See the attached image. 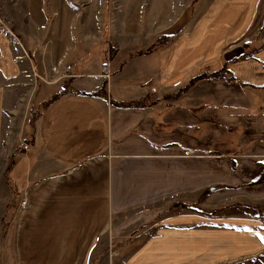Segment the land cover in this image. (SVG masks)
<instances>
[{
	"label": "crops",
	"instance_id": "crops-1",
	"mask_svg": "<svg viewBox=\"0 0 264 264\" xmlns=\"http://www.w3.org/2000/svg\"><path fill=\"white\" fill-rule=\"evenodd\" d=\"M245 43L264 0H0L12 264H264V49Z\"/></svg>",
	"mask_w": 264,
	"mask_h": 264
},
{
	"label": "rangeland",
	"instance_id": "rangeland-1",
	"mask_svg": "<svg viewBox=\"0 0 264 264\" xmlns=\"http://www.w3.org/2000/svg\"><path fill=\"white\" fill-rule=\"evenodd\" d=\"M254 47H256V46H252V48H254ZM244 48L247 50L249 49L246 47H244ZM249 52H251L250 49H249ZM70 78L71 77L61 78V79H59L53 83H50V84H48L44 81H42L41 83L44 84L46 87L50 86L51 96H52L55 92H58L61 90L63 91L66 88L67 89L71 88L67 85H66L67 87L63 86V83H67ZM38 90H39V92H41L42 88L38 89ZM39 92H38V94H39ZM40 100H41V98H40ZM44 105H45V101L39 102V95H38L36 97V100L33 101V104H31V107H30L31 115H29V116L32 118V120H34V118L38 115V113L41 111V109H43ZM28 130H29V132H31V128H29ZM24 143H26V142H24ZM23 145L24 144L22 143V146ZM6 158L7 157H5L4 155L2 156V154L0 153V166L2 169L4 168L2 166L5 164ZM7 166L5 168L6 171L4 173V176H5V178H11L10 177L11 167H9L10 163ZM0 189H2V193H0V195L3 194L6 196H10L12 186H6L4 184L3 186H0ZM13 190L15 193V189H13ZM15 198H17V196H15ZM20 198L14 199V200H11V199L7 200L6 197L5 198H3V196L0 197V264H12V261H11V258H12V252H11V244H12V240H11V236H12L11 235V219H12V211H13L12 209H13V207L18 206L17 200L19 203ZM119 251H120V255H118L117 250H115V255H112V252L109 249L97 250V251H95V254L93 255V259H92L93 263L92 264H119L118 261H120V259L122 258L121 250H119Z\"/></svg>",
	"mask_w": 264,
	"mask_h": 264
},
{
	"label": "trees",
	"instance_id": "trees-1",
	"mask_svg": "<svg viewBox=\"0 0 264 264\" xmlns=\"http://www.w3.org/2000/svg\"><path fill=\"white\" fill-rule=\"evenodd\" d=\"M171 37H172V35H169V34H163V35H161V36H160V37H159V38H158V39H157V40L151 45V47H150L148 50H146L145 52L150 51L151 49H157V48L163 47L164 45H166V44L170 41ZM243 46L246 47V48H249L250 51H251V54H252V53H255L256 51H259V50H261V49H264V43H263L262 45L258 46V47H254V48H252V46H251L250 44H247V43H245ZM140 53H141V52H140ZM245 56H246V55H245ZM226 72L230 73L229 70L227 69L226 65L223 66L220 70H217V71H215V72H210V71H208V70H202V72H201L199 75L193 77V78L190 80L189 84L186 85V86L181 90V92L186 91L187 89H189L190 87H192L193 85H195V84H196L199 80H201V79H205V78H213V77L225 78L223 74L226 73ZM226 78L229 79V80H234V79H235V76H234L233 74L230 73V76H228V77H226ZM66 91H68L67 88H66L64 91H61L60 93H57V94L55 95V97L59 96L61 93H64V92H66ZM12 164H13V161H11V164H10L9 167H12ZM263 181H264V172H263V174L261 175L260 179L257 180V183H260V182H263ZM191 208H192V207H191ZM260 218L264 221V213H261V214H260Z\"/></svg>",
	"mask_w": 264,
	"mask_h": 264
},
{
	"label": "built area",
	"instance_id": "built-area-1",
	"mask_svg": "<svg viewBox=\"0 0 264 264\" xmlns=\"http://www.w3.org/2000/svg\"><path fill=\"white\" fill-rule=\"evenodd\" d=\"M51 71L53 73H56V78H58V79L73 77V76L77 75V73L75 72L76 68L72 64H65L63 66L54 65V66L51 67ZM104 72H105V75L107 77H109L107 68H104ZM23 148L24 149H28V145L24 144ZM26 204H27V200L25 198H23L21 200V205L25 206Z\"/></svg>",
	"mask_w": 264,
	"mask_h": 264
}]
</instances>
